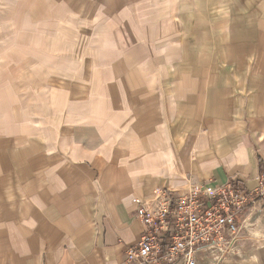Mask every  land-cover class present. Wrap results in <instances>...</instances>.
Listing matches in <instances>:
<instances>
[{"label":"crops","instance_id":"1","mask_svg":"<svg viewBox=\"0 0 264 264\" xmlns=\"http://www.w3.org/2000/svg\"><path fill=\"white\" fill-rule=\"evenodd\" d=\"M42 1L97 22L101 79L84 113L74 88L58 89L52 103L67 117L49 129L29 113L37 107L21 116L0 93V264H125L144 230L140 199L154 189L234 176L257 185L264 0ZM77 118L86 125L73 128ZM93 127V138L109 139L98 151L106 157L91 156L95 141L83 138ZM240 223L217 264H264V202Z\"/></svg>","mask_w":264,"mask_h":264},{"label":"rangeland","instance_id":"2","mask_svg":"<svg viewBox=\"0 0 264 264\" xmlns=\"http://www.w3.org/2000/svg\"><path fill=\"white\" fill-rule=\"evenodd\" d=\"M82 23L74 10L54 8L42 0H0V93L12 98L13 112L21 116L32 111L31 106L37 107L38 112L29 113L43 117L39 128L49 129V124L57 122L56 126L67 117L63 108L58 110L52 103L58 89L74 88L76 110L82 113L89 110H83L82 104H91L94 98L92 88L101 79L93 63L100 26L95 20L87 26ZM35 49L38 56L31 52ZM14 83L15 87L10 85ZM74 125L85 126L86 122L77 118ZM100 131L93 127L83 135L95 141L90 149L95 158L106 157L98 151L109 145L107 138L92 137ZM123 132L127 135L125 129Z\"/></svg>","mask_w":264,"mask_h":264},{"label":"built area","instance_id":"3","mask_svg":"<svg viewBox=\"0 0 264 264\" xmlns=\"http://www.w3.org/2000/svg\"><path fill=\"white\" fill-rule=\"evenodd\" d=\"M247 188L237 179L218 183L189 180L182 189L156 188L140 199L136 217L144 230L127 248L125 264H217L240 239L241 216L264 202V167Z\"/></svg>","mask_w":264,"mask_h":264}]
</instances>
